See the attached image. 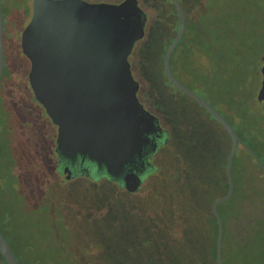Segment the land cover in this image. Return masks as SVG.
I'll list each match as a JSON object with an SVG mask.
<instances>
[{"label": "trees", "instance_id": "16d2710c", "mask_svg": "<svg viewBox=\"0 0 264 264\" xmlns=\"http://www.w3.org/2000/svg\"><path fill=\"white\" fill-rule=\"evenodd\" d=\"M229 1L179 0L186 25L171 54L170 68L181 83L184 84L182 80L189 83L193 80L205 87L213 80L216 82L215 78L210 80L212 70L214 73L226 70L227 54L220 44L233 31ZM168 2L178 20L174 5L170 0ZM261 7L260 15L264 14V5ZM242 31L247 42L259 41V37L251 40L256 33L253 27L247 26ZM252 47V42L246 44L247 49ZM240 49L238 47L237 51ZM195 57L206 60L196 63ZM248 63L249 60L244 65ZM161 65L167 79L163 60ZM260 74L259 68H255L244 80L237 82L235 79L236 89L242 83L238 97L231 93L228 98H221L218 104L233 112V115L228 114L229 117L222 115L241 139L237 147L240 150L232 162L233 194L217 207L223 222L222 248L233 242L239 247L260 249L264 242V223L248 224L244 235L242 228L234 224L244 201L264 204V182L259 181L257 174L246 173L249 160L261 174L264 175V171L245 141L249 137L260 142L259 134L264 130L257 124L259 117L251 106L255 105ZM9 94L14 95L11 90ZM148 94L149 90L145 92ZM30 100L24 113L15 106L5 110V123L0 128V165L2 161L8 165L6 171H0V231L20 264H106L105 259L112 257L113 264H217L218 225L212 203L228 190L225 168L231 138L206 109L191 99L223 131L225 141L219 147L215 146L219 142L218 135L211 134L206 124L200 125L195 118H184L182 114H168L162 106L154 105L168 127V141L156 149L153 166L136 192L117 185L68 187L72 193L69 197L64 191L61 195L60 191L54 197L63 200L48 204L44 209L40 201L52 197L47 186L56 181L52 155L56 137L54 139L50 131V119L43 107L34 96ZM10 101L14 105V100ZM262 115L264 117V113ZM27 131H31L35 138ZM212 136L213 143L210 144ZM11 149L12 156L8 154L4 159V153ZM39 155L41 162L38 163ZM236 160L245 168L238 186L233 177ZM75 182L82 181L69 184L73 186L77 184ZM248 183L253 186L246 187ZM242 185L245 189L240 188ZM39 209L44 210L42 219L45 220L41 219L40 228H36L41 235L37 238L42 242L35 246L37 242L32 239L35 236L29 232L36 226L31 219ZM22 232L26 233L25 237ZM193 249L203 252L194 253ZM210 257L212 261L208 260ZM0 264H6L1 253Z\"/></svg>", "mask_w": 264, "mask_h": 264}, {"label": "water", "instance_id": "95a60500", "mask_svg": "<svg viewBox=\"0 0 264 264\" xmlns=\"http://www.w3.org/2000/svg\"><path fill=\"white\" fill-rule=\"evenodd\" d=\"M170 1L179 26L163 56L165 75L174 87L206 109L231 138L225 168L228 190L212 203L218 225L216 260L224 264L221 259L223 222L217 207L233 194L232 162L241 139L218 110L173 74L170 57L184 34L186 17L179 1ZM145 19L137 0L117 4L33 0L32 15L21 33L20 47L30 63L28 82L33 96L57 129L54 152L59 158L63 179H70L71 171L68 166L63 168L61 155L79 153L101 160L107 165L108 174L116 175L122 162L140 143L141 124L146 125V130L149 127L162 130L158 118L139 102V85L130 69L131 51L135 42L144 36ZM2 34L0 0V78L4 70ZM260 73L256 99L264 112V56ZM138 112L143 114V121ZM249 151L264 171L257 155ZM124 181V189L129 192H136L142 182L137 173L128 175ZM0 253L6 264H20L1 231Z\"/></svg>", "mask_w": 264, "mask_h": 264}, {"label": "rangeland", "instance_id": "374dc122", "mask_svg": "<svg viewBox=\"0 0 264 264\" xmlns=\"http://www.w3.org/2000/svg\"><path fill=\"white\" fill-rule=\"evenodd\" d=\"M87 2L97 3V2H114L117 3L120 0H84ZM138 5L147 13L148 15V24L145 28V36L142 39H139L134 47L132 52V64L131 70L140 84L139 100L144 104V106L149 110L150 113L155 115L160 125L168 130L167 125L162 119L161 113L154 108V105H160L164 108V111H167L168 114L178 113L182 114L184 118H195V120L200 125H205L208 127L207 130L210 133H216L219 137V142L215 143L216 147H219L224 141L223 131L218 127L215 121L209 116L198 104L192 101L190 98L186 97L185 94L177 90L171 83L167 81L162 73L161 60H163V52L165 51L167 45L172 40L174 31L178 29L179 20L176 19L175 12L171 7L168 0H137ZM262 5H264V0H230L228 2V7L232 11L233 21L231 23V36H227L224 40L221 41L220 47L226 51V70L224 72H215L212 70L210 74V80L215 78L216 82L211 81L208 86L200 87L197 81L186 82L183 81L192 91L203 97L207 102H209L216 110L226 117H229L228 114L233 112L227 109L224 105H218L219 101L223 97H229V94L233 93L237 96L240 94V86L238 89L235 88V79L237 82L242 81L245 77L251 74L252 70L255 68L261 69L263 65V56H264V14L260 15ZM2 7V16H3V34L2 39L4 43V70L0 78V128L4 126L5 119L3 113L8 108L15 106L20 112H26L27 104L30 105V99L33 97V93L29 86L28 82V71H29V62L27 58L21 51L20 47V37L23 29L28 24L33 9V0H1ZM236 16V17H235ZM235 17V18H234ZM247 26L254 28L256 33L253 34L251 40L259 37V41H246L244 30ZM230 28V29H231ZM240 30V31H239ZM237 32V33H236ZM252 42V48H246L247 43ZM245 46V47H243ZM241 47L240 51H237V48ZM246 51V52H245ZM238 52V53H236ZM196 63L205 62V58L199 57L193 58ZM249 60V63L244 65L246 61ZM251 62V63H250ZM260 64V67H259ZM178 75V74H177ZM261 77V74H260ZM180 78V77H179ZM183 79V78H182ZM181 80V79H180ZM195 80V79H194ZM193 83V84H191ZM260 85L255 91L254 101L255 105L251 106L254 108L256 115H258V125L264 127V119L262 109L259 107L256 99ZM12 91L14 95H10L9 91ZM150 91V94L145 95L146 91ZM225 90L222 95L221 93ZM238 97V96H237ZM14 100V105L10 100ZM34 104H37L34 102ZM38 105V104H37ZM256 108V109H255ZM250 110V109H249ZM247 111V110H246ZM252 110V112L254 113ZM250 114V111H248ZM51 121V120H50ZM48 122L51 133L56 137L57 129L52 122ZM254 121V120H252ZM252 121H248L252 122ZM232 122V121H231ZM233 123V122H232ZM234 127H237L234 124ZM28 135H31L34 139L35 136L32 135L31 131H27ZM261 140L258 142L252 138H246L245 141L249 145V148L257 155L259 160L264 165V130L259 134ZM1 138V134H0ZM209 143H213V136L210 138ZM240 150V147L237 151ZM12 149L9 152H5L3 158L6 159L11 154ZM236 151V152H237ZM238 154V152H237ZM41 155V154H40ZM39 155L38 163L41 162V157ZM53 158L55 160V170L53 173L55 182H51L47 186V191L52 194V197L45 198L41 203H43L44 209L48 207V204L62 201L63 199L55 198V195H58L60 191L63 195V191L69 197L70 189L68 187H114L116 181L110 179L111 177H100L97 179H86V178H70L63 179L57 171V160L54 155L53 149ZM7 161V160H6ZM249 167H246V172L249 174H257L259 181L264 182V175L261 174L260 170L256 167L252 160H249ZM239 161L236 160L235 168L233 171V177L236 186L239 185V182L242 180V177L245 175L244 167L240 166ZM8 165L5 161L1 162L0 171H6ZM252 171V172H251ZM98 177V176H97ZM82 181L73 186L69 184L72 181ZM85 180V181H84ZM260 186V182H258ZM142 185V184H141ZM246 187H252L253 184L248 183ZM243 186V185H242ZM245 189V187H240ZM219 191V190H218ZM219 193V192H218ZM78 193L77 195H79ZM82 195V194H81ZM260 195V194H259ZM264 211V204H252L248 200L244 201L241 205V212L239 216L235 219L234 224H237L242 228L243 235L248 230V227L243 226L241 223V217L243 215H250L254 217L259 215L260 212ZM44 210L39 209L35 217L31 219L33 223H36V226L29 232L30 235H34L32 239L37 242L39 232L36 228L39 227L41 219L44 217ZM42 219V221H44ZM264 223V222H262ZM36 231L33 233V231ZM22 236H26V233L22 232ZM39 237V238H40ZM263 237V236H261ZM34 246V247H35ZM227 247L241 248L236 246L233 242L229 243ZM259 255L262 256V261L264 262V242L261 245ZM34 250V248L32 249ZM256 256L253 255L252 258L248 259V264H259L260 262L256 261ZM114 257L105 259L106 264H113Z\"/></svg>", "mask_w": 264, "mask_h": 264}, {"label": "flooded vegetation", "instance_id": "af4514ba", "mask_svg": "<svg viewBox=\"0 0 264 264\" xmlns=\"http://www.w3.org/2000/svg\"><path fill=\"white\" fill-rule=\"evenodd\" d=\"M123 0H120L117 3L122 2ZM179 1V0H178ZM102 2V1H100ZM106 3H113L117 4L114 2H106ZM180 3V2H179ZM141 8V7H140ZM142 9V8H141ZM143 10V9H142ZM144 14L146 15L145 19V24H144V36H145V28L148 24V15L147 13L143 10ZM143 36V37H144ZM137 42V41H136ZM135 42V43H136ZM135 45V44H134ZM134 47V46H133ZM133 49L131 51V56H132ZM28 60V59H27ZM29 62V60H28ZM131 64H132V59L130 58V69H131ZM30 65V63H29ZM132 72V70H131ZM132 75L134 79L136 80L133 72ZM137 81V80H136ZM138 92H137V97H139V92H140V84L138 83ZM139 100V98H138ZM139 102L143 105L145 110L147 108L144 106V104L139 100ZM149 111V110H147ZM139 118L143 116L141 112H138ZM144 119H140V121H143ZM159 122V120H158ZM160 124V122H159ZM161 129H158L156 127L154 130L153 128L149 127V130H146V125L141 124V136H140V143L138 144L137 148L132 151L122 162L121 169L117 171L116 175H109L107 172V165L102 162L101 160L95 159V158H89L88 156H83L79 153L76 155H71L70 153H66L63 156L61 155V163L63 168L65 166H68L70 169L71 173V178H86V179H97L100 177H111L110 179H114L116 181V184L118 187H125V181L124 179L128 177V175L137 173L141 177V184L144 183L149 170L153 166V161L155 160V152L158 147L162 145V143H167L168 141V133L167 130L164 129L161 125ZM148 138V139H147ZM57 160V171L59 175L61 174L59 172V158L55 154ZM65 171L64 173H66ZM61 176V175H60ZM98 176V177H97ZM126 176V177H125ZM125 177V178H124ZM142 186V185H141ZM241 223L243 226L248 227V224H254L256 225L257 223H262L264 222V211L260 212L259 215H255L254 217L248 216V215H243L241 217ZM247 232V231H246ZM259 248H234V247H225L221 249V259L224 264H248V259L252 258L253 255L256 257V261L260 262L259 264H264L262 261V256L259 255L260 253ZM192 252L194 253H200L203 252V250L199 249H193ZM210 252V251H207ZM249 257V258H248ZM209 261H212L213 259L210 257L208 258ZM215 260H216V251H215ZM217 262V260H216ZM218 264V262H217ZM253 264V263H250Z\"/></svg>", "mask_w": 264, "mask_h": 264}]
</instances>
